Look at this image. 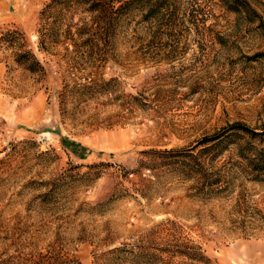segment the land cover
<instances>
[{
  "label": "rangeland",
  "instance_id": "1",
  "mask_svg": "<svg viewBox=\"0 0 264 264\" xmlns=\"http://www.w3.org/2000/svg\"><path fill=\"white\" fill-rule=\"evenodd\" d=\"M127 1L0 0V264H264V0Z\"/></svg>",
  "mask_w": 264,
  "mask_h": 264
},
{
  "label": "trees",
  "instance_id": "2",
  "mask_svg": "<svg viewBox=\"0 0 264 264\" xmlns=\"http://www.w3.org/2000/svg\"><path fill=\"white\" fill-rule=\"evenodd\" d=\"M140 1H144V0H137V2H140ZM132 2H133V0H132V1H127L126 5L128 6V5L131 4ZM123 6H124V5H123ZM101 10H102L103 13L107 12V6H106V4H103V5H102Z\"/></svg>",
  "mask_w": 264,
  "mask_h": 264
}]
</instances>
